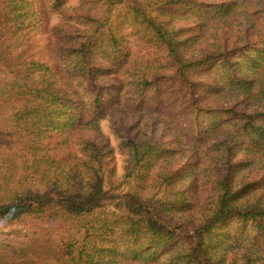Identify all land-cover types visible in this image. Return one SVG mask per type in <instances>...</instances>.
I'll return each mask as SVG.
<instances>
[{
  "label": "trees",
  "instance_id": "trees-1",
  "mask_svg": "<svg viewBox=\"0 0 264 264\" xmlns=\"http://www.w3.org/2000/svg\"><path fill=\"white\" fill-rule=\"evenodd\" d=\"M68 1L0 0V264H264V0Z\"/></svg>",
  "mask_w": 264,
  "mask_h": 264
},
{
  "label": "rangeland",
  "instance_id": "rangeland-1",
  "mask_svg": "<svg viewBox=\"0 0 264 264\" xmlns=\"http://www.w3.org/2000/svg\"><path fill=\"white\" fill-rule=\"evenodd\" d=\"M79 0H69L67 5L69 7H74L76 5H78ZM59 18L57 14H52L49 17V25L52 26L54 24H56L58 22ZM121 24L123 25H127V21L126 22H119L118 26H120ZM117 26V27H118ZM146 46H141L140 48H138L139 50V55L141 56L142 53H146L145 50ZM137 51V49H136ZM146 56V54H144ZM174 96L171 95L170 99L171 102H168L167 100V96H166V100H165V105H167V107H165L163 110L167 109L170 110L173 105L174 102H172V98ZM164 116L169 117V114H165ZM99 127L101 132L103 133V135L108 139V144H109V151H107V153L105 154L104 160H103V164L101 167V170L103 172V178L105 180V186H114L117 190L125 192V191H131L132 189H137L139 188V184H144L145 177L146 176H150L152 175V177L148 180V190L151 191V194H154L156 192V186H157V180L155 175L158 172V162L156 163L155 160H151L150 164L148 165H139L136 166V168H132V166H130V160H129V156L127 155L126 151L124 149H122L119 146V142L117 141L116 137H114V135H112L110 128H109V122L108 120L102 119L99 122ZM147 172L149 173L147 175ZM139 175V176H138ZM171 188L168 187L166 188V190L160 192L161 195L168 193V195L171 193ZM173 191V190H172ZM177 192V190H176ZM173 195V194H172ZM179 194L176 193L175 197L173 199H179ZM248 227V226H247ZM241 227L236 224V223H231L228 226H224L222 230H220L219 232H226L229 233L230 235L233 234V232L236 229H240ZM243 228V227H242ZM20 229V226H12V227H3L0 224V239H8L11 242L12 239V234H10V232L12 231H17ZM219 232L217 234H219ZM221 235V233L219 234ZM230 237V236H229ZM231 238V237H230ZM220 244V238L215 239V244ZM253 247V246H251ZM250 247V248H251ZM262 256L264 258V248H262ZM40 255V254H39ZM43 257L39 258L38 260H34L31 263L32 264H53L52 261V257H50L48 254H44L41 255ZM256 256V255H255Z\"/></svg>",
  "mask_w": 264,
  "mask_h": 264
}]
</instances>
